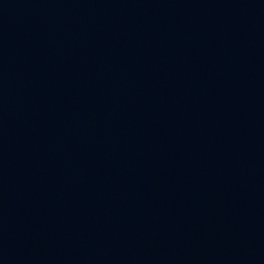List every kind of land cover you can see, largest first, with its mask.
<instances>
[{"label":"water","instance_id":"water-1","mask_svg":"<svg viewBox=\"0 0 264 264\" xmlns=\"http://www.w3.org/2000/svg\"><path fill=\"white\" fill-rule=\"evenodd\" d=\"M0 264H264V0H0Z\"/></svg>","mask_w":264,"mask_h":264}]
</instances>
